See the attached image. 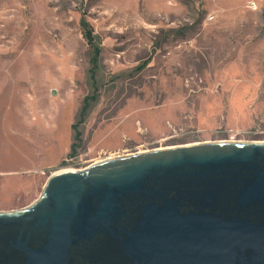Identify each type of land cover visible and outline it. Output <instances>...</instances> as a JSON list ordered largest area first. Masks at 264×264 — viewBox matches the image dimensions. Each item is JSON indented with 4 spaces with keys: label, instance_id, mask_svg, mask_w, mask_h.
I'll list each match as a JSON object with an SVG mask.
<instances>
[{
    "label": "rangeland",
    "instance_id": "374dc122",
    "mask_svg": "<svg viewBox=\"0 0 264 264\" xmlns=\"http://www.w3.org/2000/svg\"><path fill=\"white\" fill-rule=\"evenodd\" d=\"M218 141L264 142V0H0V211L62 170Z\"/></svg>",
    "mask_w": 264,
    "mask_h": 264
},
{
    "label": "water",
    "instance_id": "95a60500",
    "mask_svg": "<svg viewBox=\"0 0 264 264\" xmlns=\"http://www.w3.org/2000/svg\"><path fill=\"white\" fill-rule=\"evenodd\" d=\"M101 241L142 264H264V142L109 158L0 211V264H95Z\"/></svg>",
    "mask_w": 264,
    "mask_h": 264
},
{
    "label": "trees",
    "instance_id": "16d2710c",
    "mask_svg": "<svg viewBox=\"0 0 264 264\" xmlns=\"http://www.w3.org/2000/svg\"><path fill=\"white\" fill-rule=\"evenodd\" d=\"M81 27L84 30V37L86 38L88 44L91 47V59H90V63H91V69L89 71V75L90 78L93 79L94 78V74L98 68V64H99V59H100V54H101V48H100V44L98 41V36L95 34L93 27L91 26V24L89 23V21L83 16L81 19ZM90 102L89 100H85V106L81 111V118L79 119V121H76L75 123H73L72 128L74 131V135H73V143L71 145V151H70V155L74 154L76 152V148L79 147L81 145L82 142V137H81V132L78 130L79 124L83 122L84 120V115H85V109L89 106Z\"/></svg>",
    "mask_w": 264,
    "mask_h": 264
},
{
    "label": "flooded vegetation",
    "instance_id": "af4514ba",
    "mask_svg": "<svg viewBox=\"0 0 264 264\" xmlns=\"http://www.w3.org/2000/svg\"><path fill=\"white\" fill-rule=\"evenodd\" d=\"M253 224H260L259 220L253 221ZM100 247L96 254L95 264H142L143 260L134 252L125 253L123 252L122 241H114L112 245L105 248L104 242L101 241Z\"/></svg>",
    "mask_w": 264,
    "mask_h": 264
},
{
    "label": "bare ground",
    "instance_id": "6f19581e",
    "mask_svg": "<svg viewBox=\"0 0 264 264\" xmlns=\"http://www.w3.org/2000/svg\"><path fill=\"white\" fill-rule=\"evenodd\" d=\"M221 142H224V141H221ZM226 142H231V141H226ZM189 145H194V144H189ZM182 146H188V145H182ZM175 147H180V146L178 145V146H171V147H166V148H158V149H155V150L167 149V148H175ZM139 153H144V152H139ZM129 155H132V154H129ZM125 156H127V155H125ZM79 170H83V169H79ZM67 171H76V169L75 170H62V171H59V172H67Z\"/></svg>",
    "mask_w": 264,
    "mask_h": 264
}]
</instances>
